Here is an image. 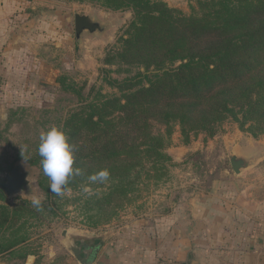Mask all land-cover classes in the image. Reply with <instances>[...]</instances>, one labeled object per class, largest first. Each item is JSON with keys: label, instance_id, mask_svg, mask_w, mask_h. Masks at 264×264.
Masks as SVG:
<instances>
[{"label": "trees", "instance_id": "1", "mask_svg": "<svg viewBox=\"0 0 264 264\" xmlns=\"http://www.w3.org/2000/svg\"><path fill=\"white\" fill-rule=\"evenodd\" d=\"M98 1L134 13L104 63L138 71L105 78L118 93L98 90L88 100L75 90L81 101L60 128L75 146L74 167L83 175L71 178L68 191L57 196L38 153L33 163L42 170V210L27 198L10 203L0 191V255L29 242L32 220H53L70 192L81 199L77 193L84 186L95 191L86 207L94 204L110 220L143 178L166 176L176 128L185 143L200 133L216 136L228 120L254 137L264 135V0H198L189 14L162 0ZM105 168L108 182H89V175Z\"/></svg>", "mask_w": 264, "mask_h": 264}, {"label": "rangeland", "instance_id": "2", "mask_svg": "<svg viewBox=\"0 0 264 264\" xmlns=\"http://www.w3.org/2000/svg\"><path fill=\"white\" fill-rule=\"evenodd\" d=\"M9 1L0 15V191H5L7 178L17 163L32 170L36 187L32 196L22 191L15 196L6 195L7 201L14 203L33 196L42 198L39 186L42 170L33 163L38 154L39 137L42 131L61 127L63 119L79 105L81 97L75 90L88 100L98 90L118 93L105 78L122 79L134 75L138 69L104 63L107 53L132 21V10H113L98 0ZM162 1L189 14L198 0ZM81 11L110 22L111 28L105 35L85 34L83 43H77L74 16ZM234 140L250 146L247 156L257 159L248 182L264 185V135L254 137L239 122L228 120L216 136L208 138L200 133L185 143L176 128L168 147L173 160L167 166L166 176L143 178L125 206L110 220H105L109 213L97 214L94 204L90 205L92 209L86 207L90 194L77 193L81 199L74 200L76 193L70 192L71 199L59 216L43 224L33 219L36 226L30 228L32 239L16 251L0 255V264H80L66 247L64 229L76 232L72 237H82L87 232L92 245L107 236L118 256L119 253L145 254L149 244L139 231L134 233L138 226L135 222L158 220L168 215L165 214L168 210L177 221L176 215H180L186 202L183 196H189L190 201L198 193L212 191L218 183L226 188L234 174L230 163L232 151L228 148ZM190 148H196L195 152L183 158ZM174 232L178 236L180 230ZM195 249L189 245L187 254L184 245L174 243L165 250L156 242L149 256H196ZM101 252L100 249L96 264L106 261ZM109 259L115 261L117 257Z\"/></svg>", "mask_w": 264, "mask_h": 264}, {"label": "crops", "instance_id": "3", "mask_svg": "<svg viewBox=\"0 0 264 264\" xmlns=\"http://www.w3.org/2000/svg\"><path fill=\"white\" fill-rule=\"evenodd\" d=\"M9 4V0H0V15ZM240 142L234 140L228 145L230 155L249 159L250 146ZM249 160L239 174L232 169L234 174L226 188L218 183L212 191L198 193L190 201L189 196H183L186 202L180 215H176L177 221L169 210L158 220H137L133 231H139L149 244L145 254L118 256L109 245V238L104 237L100 255L106 261L102 264H264V185L248 182L257 159ZM177 230L178 236L174 232ZM156 242L165 250L174 243L184 245L186 253L188 246L194 245L196 256H149ZM110 256L117 259L110 260Z\"/></svg>", "mask_w": 264, "mask_h": 264}, {"label": "water", "instance_id": "4", "mask_svg": "<svg viewBox=\"0 0 264 264\" xmlns=\"http://www.w3.org/2000/svg\"><path fill=\"white\" fill-rule=\"evenodd\" d=\"M75 20V37L79 44L83 43L84 35H105L111 28L110 22L104 21L92 13L84 11L76 12ZM196 148H190L183 154V158L188 157L195 152ZM230 163L232 169L236 173H240L243 168L250 163L249 159L238 155H230ZM32 170L25 169L23 164L17 163L12 168L5 185V192L8 196H15L21 191L27 196H32L36 193V187L31 178ZM76 234L74 231L64 229L62 236L66 239V247L69 252L78 260L80 264H94L95 258L98 255L102 243L99 242L92 245L88 241V233L85 232L82 237H72ZM95 235V234H92Z\"/></svg>", "mask_w": 264, "mask_h": 264}, {"label": "clouds", "instance_id": "5", "mask_svg": "<svg viewBox=\"0 0 264 264\" xmlns=\"http://www.w3.org/2000/svg\"><path fill=\"white\" fill-rule=\"evenodd\" d=\"M38 153L41 159L42 170L50 183V191L57 196H63L71 178L83 175L80 167H74L75 146L69 142L66 132L57 126L42 131L39 137ZM23 155V154H22ZM110 179V171L101 169L88 176V180L95 184H105ZM83 192L92 194L88 186L83 187ZM31 205L37 211L43 207L42 198L33 196Z\"/></svg>", "mask_w": 264, "mask_h": 264}, {"label": "flooded vegetation", "instance_id": "6", "mask_svg": "<svg viewBox=\"0 0 264 264\" xmlns=\"http://www.w3.org/2000/svg\"><path fill=\"white\" fill-rule=\"evenodd\" d=\"M94 245V244H93ZM95 260H96V258H95Z\"/></svg>", "mask_w": 264, "mask_h": 264}]
</instances>
